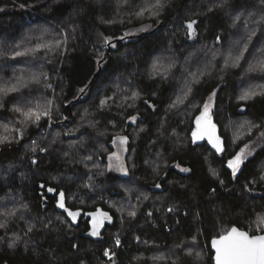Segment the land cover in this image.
<instances>
[{
    "label": "trees",
    "instance_id": "16d2710c",
    "mask_svg": "<svg viewBox=\"0 0 264 264\" xmlns=\"http://www.w3.org/2000/svg\"><path fill=\"white\" fill-rule=\"evenodd\" d=\"M213 94L220 152L191 141ZM234 227L264 235V0H0V264H214Z\"/></svg>",
    "mask_w": 264,
    "mask_h": 264
},
{
    "label": "snow or ice",
    "instance_id": "6c2138e0",
    "mask_svg": "<svg viewBox=\"0 0 264 264\" xmlns=\"http://www.w3.org/2000/svg\"><path fill=\"white\" fill-rule=\"evenodd\" d=\"M127 2V0H125ZM155 7H160L159 2L155 5ZM143 13H138L137 15H142ZM196 21H190L187 24L189 29V37L192 35L193 24ZM105 43H108V40H105ZM246 50V49H245ZM26 53H17V55H25ZM83 91V89L81 90ZM251 95H255V93H251ZM242 98H248L242 97ZM16 111H20V109H16ZM26 118H31L35 116V120L40 119L39 114L33 113L31 109L27 112H22ZM43 115H47V112L43 113ZM132 120H135V117H131ZM197 127L196 130L192 132L193 142L197 139L207 138L208 142L212 144L214 148H216L217 152L222 151L219 137L215 135V125L212 124L211 118L208 114V105H205L204 111L201 112V115L196 118L195 121ZM125 138H121V142H124ZM243 152V149L241 150ZM117 159H119L117 157ZM242 156L241 154H237L236 157L228 161V167L232 169L233 175H235L237 169L240 166ZM182 171H188V169H182ZM160 185H157L159 187ZM49 192L54 191V189L49 188ZM57 207L64 209L67 212L68 216H70L73 220H75L78 213L69 211L64 204V193H59V198L57 200ZM94 216L96 214H93ZM97 225L98 221L94 219L93 222V230L91 235H97ZM117 245H119V240L116 241ZM212 246L216 250L215 261L216 264H264V236H249L246 232L238 231L235 227L231 229V231L224 236H221L219 239H214L212 241ZM105 256H108L109 253L105 251Z\"/></svg>",
    "mask_w": 264,
    "mask_h": 264
},
{
    "label": "rangeland",
    "instance_id": "374dc122",
    "mask_svg": "<svg viewBox=\"0 0 264 264\" xmlns=\"http://www.w3.org/2000/svg\"><path fill=\"white\" fill-rule=\"evenodd\" d=\"M137 34V33H135ZM195 40V36L191 37V41ZM228 48V47H227ZM229 49V48H228ZM214 103H215V94L209 96L207 98V102L206 105H208V114L211 117H213V111H214ZM205 108V107H204ZM137 118H135V120H130L129 124L131 125H135L137 123ZM49 128H50V116H48V121H47V128L45 130V134L47 136L48 132H49ZM45 136V137H46ZM121 138L122 137H118L116 139H114L113 141V152L112 154L107 158V172L113 176V177H118V178H126L128 176V168H127V155H128V150H127V140L124 139V142H121ZM46 142V138L43 140V142L34 149V151L32 152V154L27 157L26 161L32 163L34 162L33 160L38 156V155H43L45 153L44 150V145ZM43 149V152H41ZM255 149H253L252 145H248L245 146L243 148V152H239V154H241L242 159H241V163L239 168L237 169L235 175L239 174V172L241 171L242 165L249 159L251 158L254 153H255ZM117 157L119 159H117ZM228 167V166H227ZM229 171L232 173L233 175V171L231 168H229ZM177 172L180 174H187V171H182L181 168L177 169ZM234 175V176H235ZM118 239L115 240V242ZM117 244V243H116Z\"/></svg>",
    "mask_w": 264,
    "mask_h": 264
},
{
    "label": "water",
    "instance_id": "95a60500",
    "mask_svg": "<svg viewBox=\"0 0 264 264\" xmlns=\"http://www.w3.org/2000/svg\"><path fill=\"white\" fill-rule=\"evenodd\" d=\"M183 2H185V0H183ZM195 24H193V28H192V33H193V29H194ZM128 39H132V38H128ZM218 43V41H217ZM110 47V46H108ZM95 78V77H94ZM66 123H69V120L66 121ZM197 125L194 127L193 131L196 130ZM191 141H192V146L196 147L198 145H201L203 143H207L208 145H210L213 149H216L212 146V144H210L208 142V139L205 137L203 139H197L195 142H193V136L191 137ZM59 198V196H58ZM64 204H65V199H64ZM56 210L58 213L65 215L68 219H72L70 216H68L67 212L64 211V209L57 207V203H56ZM93 214H96L95 216ZM76 217H83L85 222H89L90 227L93 229V222L94 219L96 221H98V225H97V230L104 227V225L109 224L111 222V218L110 215L106 214L105 212H102L100 210L93 212V213H87L82 215L81 213H78V215ZM238 230V229H237ZM240 231V230H238ZM264 236V235H261ZM211 253L213 254V260H214V264H216L215 261V256H216V250L215 248L212 246V242H211Z\"/></svg>",
    "mask_w": 264,
    "mask_h": 264
},
{
    "label": "built area",
    "instance_id": "2783aa9c",
    "mask_svg": "<svg viewBox=\"0 0 264 264\" xmlns=\"http://www.w3.org/2000/svg\"><path fill=\"white\" fill-rule=\"evenodd\" d=\"M41 152H43V150Z\"/></svg>",
    "mask_w": 264,
    "mask_h": 264
},
{
    "label": "bare ground",
    "instance_id": "6f19581e",
    "mask_svg": "<svg viewBox=\"0 0 264 264\" xmlns=\"http://www.w3.org/2000/svg\"><path fill=\"white\" fill-rule=\"evenodd\" d=\"M43 150V149H42ZM44 153V152H43Z\"/></svg>",
    "mask_w": 264,
    "mask_h": 264
}]
</instances>
